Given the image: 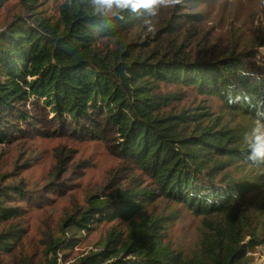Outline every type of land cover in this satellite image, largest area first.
Masks as SVG:
<instances>
[{
    "label": "trees",
    "instance_id": "16d2710c",
    "mask_svg": "<svg viewBox=\"0 0 264 264\" xmlns=\"http://www.w3.org/2000/svg\"><path fill=\"white\" fill-rule=\"evenodd\" d=\"M146 11L97 14L90 0H65L55 21L18 17L1 28L0 144L24 139L32 130L43 134L37 127L39 118H46L56 131L67 126L75 136L108 139L121 160L151 178L153 190L125 182L105 206L93 196L87 208L61 221L60 228L72 235L103 222L96 215L128 223L123 239L113 228L98 252L73 264H185L161 232L165 218L146 214L158 197L206 218H222L230 231L220 246L214 241L213 253L203 239L201 254L206 264H236V246L245 235L254 243L263 240L264 226L256 236L257 228L239 204L252 187L237 185L223 172L244 163L264 167V161L248 159L249 145L240 148L223 128H191L184 112H167L159 86L191 87L217 97L231 112L264 123V71L249 57L254 48L228 49L207 60L167 52L149 58L131 50L127 34L146 22ZM65 158L62 154L60 162ZM16 194L27 199L21 188L0 187V220L9 221L0 231V257L18 248L24 237L19 210L8 204ZM75 240L68 237L61 244Z\"/></svg>",
    "mask_w": 264,
    "mask_h": 264
},
{
    "label": "rangeland",
    "instance_id": "374dc122",
    "mask_svg": "<svg viewBox=\"0 0 264 264\" xmlns=\"http://www.w3.org/2000/svg\"><path fill=\"white\" fill-rule=\"evenodd\" d=\"M64 1L6 0L0 5V29L18 17L55 21ZM145 18L141 27L128 32L126 40L131 50L137 49L143 56L167 52L190 60H207L228 49L238 52L254 48L249 57H254L264 71V0H179L175 6L158 9L155 16L146 11ZM150 26L152 31L148 30ZM159 90L167 97L166 111L184 112L191 128H223L240 148L252 138L257 122L249 115L229 111L217 97L200 95L191 87L160 84ZM39 120L37 128L43 134L32 130L24 139L0 144V187L21 188L27 198L16 194L8 201L19 210L24 237L18 248L1 255L0 264H73L98 252L111 229L119 231V240L123 239L128 223L96 215L103 222L72 235L60 228L61 221L87 208L93 196L105 206L125 182H132L138 189L155 188L149 176L113 152L111 143L105 141L108 139L75 136L67 126L59 132L46 118ZM62 154L66 158L60 162ZM223 174L237 185L252 187L245 189L247 194L239 204L259 236L264 226V167L228 165ZM51 182L56 185L48 186ZM146 214L165 218L161 232L182 253L185 264H206L201 254L203 239L209 240L207 251L213 253L214 241L220 246L230 231L219 216L206 218L161 197ZM8 223L0 220V231ZM73 236L77 238L73 244H61ZM232 260L236 264H264V239L254 243L253 237L245 235Z\"/></svg>",
    "mask_w": 264,
    "mask_h": 264
},
{
    "label": "clouds",
    "instance_id": "9594fccd",
    "mask_svg": "<svg viewBox=\"0 0 264 264\" xmlns=\"http://www.w3.org/2000/svg\"><path fill=\"white\" fill-rule=\"evenodd\" d=\"M179 0H90L93 10L100 14L101 12L113 9L119 12L131 10L132 12H140L147 10L150 15H157V10L175 6ZM116 19H121L122 16L117 15ZM149 31L153 27H148ZM251 149L248 159L253 162L264 161V123L257 122L253 129L252 138L246 141Z\"/></svg>",
    "mask_w": 264,
    "mask_h": 264
}]
</instances>
